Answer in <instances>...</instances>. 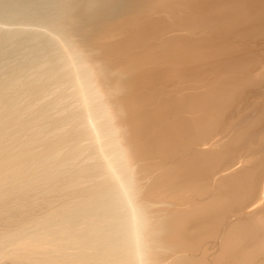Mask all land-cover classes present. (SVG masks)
<instances>
[{
    "label": "bare ground",
    "instance_id": "6f19581e",
    "mask_svg": "<svg viewBox=\"0 0 264 264\" xmlns=\"http://www.w3.org/2000/svg\"><path fill=\"white\" fill-rule=\"evenodd\" d=\"M262 83L264 0H0V264H264Z\"/></svg>",
    "mask_w": 264,
    "mask_h": 264
},
{
    "label": "rangeland",
    "instance_id": "374dc122",
    "mask_svg": "<svg viewBox=\"0 0 264 264\" xmlns=\"http://www.w3.org/2000/svg\"><path fill=\"white\" fill-rule=\"evenodd\" d=\"M143 8H145V6H144ZM143 8H142V9H143ZM128 10H129V9H128ZM156 10H157V11H160L159 8H157ZM156 10H155V12H156ZM164 10H165L164 12H166V9H165V8H164ZM126 11H127V10H125V12H126ZM168 11H169V10H168ZM127 12H131V11L129 10V11H127ZM127 12H126V13H127ZM160 12H161V13H159V12H158V13H159V14H163V13H162V12H163L162 9H161ZM169 12H170V11H169ZM127 14H129V16H130V15L132 16V14H130V13H127ZM142 14H143V13H142ZM164 14H166V13H164ZM127 16H128V15H127ZM114 24H115V26H114ZM114 24L109 25V26H110V29L112 28V26L114 27V29H115V27H117V26H116V22H115ZM106 29H109V28H108V27H105L104 30H106ZM102 30H103V29H102ZM102 30H101V32H104V30H103V31H102ZM97 35H98V34H97ZM261 85H262L261 87H264V86H263L264 83H262ZM261 87H260V89H261L262 91L260 90V93H262V92L264 91V90H263L264 88H261ZM263 93H264V92H263ZM252 96H255V95H252ZM252 96L249 97L250 99H248V102H249V103L246 101V103H245L244 105H242V106H245V107H246L247 104L258 103V102H255V101H258L257 99H255V97L258 98L257 94H256V96H255L254 98H253ZM254 99H255V100H254ZM250 101H251L252 103H251ZM253 102H254V103H253ZM241 108H242V110H244V107H241ZM231 121L233 122V119H232ZM238 127H241V126L238 125ZM236 129H237V126H236ZM231 135H232V134H230V135L228 134V136H230V137H231ZM228 136L226 137L227 140L225 139L226 142L224 141L226 144H230V142H231L230 139H229L230 137H228ZM227 141H228V142H227ZM229 141H230V142H229ZM227 146H228V147H227ZM227 146L224 145L225 148L227 147V148H226V149H227L226 152H225V151L223 152V150H225V149L222 150V152H223V154H224L225 156L227 155V151H228V149H229V152H230V153H234L235 155L239 153L238 151H237L238 153H236V151L233 149V145H232V143L230 144V146H229V145H227ZM231 146H232V147H231ZM229 147H231V148H229ZM222 148H223V147H222ZM222 148H221V149H222ZM230 149H231V150H230ZM232 149H233V150H232ZM231 151H232V152H231ZM233 151H234V152H233ZM252 151H253L252 149H250V151H249V150H248V151H243L244 153H245V152H246V153H245V154L242 153V152H241L242 154L239 153V156H240V157H237L238 155L235 156V155H233V154H231V156H230V155H229L230 153H228L227 158L230 157V158H228V159L232 161L231 157H234V156H235V158L233 159L234 161H232V163H235V168H236L237 166L240 167V166L243 165L242 167H244V166L252 167V166H253L252 168H255V169H256V168H257V167L255 166L256 164H252V163H251L252 160H249V159L251 158V157H250V153H251ZM247 152H248V153H247ZM246 154H247V155H246ZM248 154H249V155H248ZM243 155H244V156H243ZM247 156H248V157H247ZM244 157H245V158H244ZM260 157H261V159H263V158H264V155H261ZM236 159H237V160H236ZM245 159H246V161H249V163L247 162L248 164L245 163V162H246ZM263 160H264V159H263ZM231 161H230V162H231ZM235 161H236V162L238 161V162H237V165H236V162H235ZM243 161H244V163H245L246 165H245L244 163H242ZM232 163H231V164H232ZM241 163H242V165H241ZM250 165H251V166H250ZM254 166H255V167H254ZM239 167H238V168H239ZM232 168H234V167H232ZM238 168H237V169H238ZM257 198L260 199L259 196H258ZM263 198H264V196H263ZM263 198H262V203H264V199H263ZM227 220H229V219H227ZM208 246H209V244H207V247H208ZM214 250H215V249H214ZM212 251H213V250H212Z\"/></svg>",
    "mask_w": 264,
    "mask_h": 264
}]
</instances>
